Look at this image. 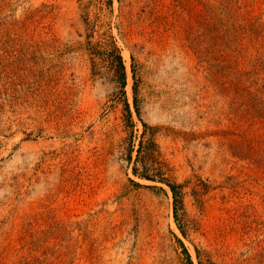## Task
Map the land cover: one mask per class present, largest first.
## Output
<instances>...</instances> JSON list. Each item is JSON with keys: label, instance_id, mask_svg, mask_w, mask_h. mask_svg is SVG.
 <instances>
[{"label": "rangeland", "instance_id": "374dc122", "mask_svg": "<svg viewBox=\"0 0 264 264\" xmlns=\"http://www.w3.org/2000/svg\"><path fill=\"white\" fill-rule=\"evenodd\" d=\"M0 264H264V0H0Z\"/></svg>", "mask_w": 264, "mask_h": 264}, {"label": "trees", "instance_id": "16d2710c", "mask_svg": "<svg viewBox=\"0 0 264 264\" xmlns=\"http://www.w3.org/2000/svg\"><path fill=\"white\" fill-rule=\"evenodd\" d=\"M112 60H115L116 63H117V79L120 83V86L121 87H124L125 84H126V69H125V65H124V61L121 57L120 54H113L112 55ZM126 107H127V110L128 112L129 111V106L128 104L126 103ZM136 112H138V109H136ZM141 148H142V142L140 143V147L137 149V155L139 157L140 153H141ZM129 157H130V154H129ZM134 174H138L139 176L141 177H144L145 179H149V180H154V177L152 175H149L148 173H137L136 171V167H134V170H133ZM163 181V179H160ZM166 183V185L170 188L171 192H172V195H173V203H174V210L176 211V204L178 202V193H177V190H176V187L177 185L174 184V183H171L169 181H164ZM176 216V214H175ZM184 252L187 256V258L189 259V253L187 252V250L184 248Z\"/></svg>", "mask_w": 264, "mask_h": 264}]
</instances>
